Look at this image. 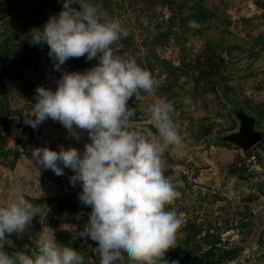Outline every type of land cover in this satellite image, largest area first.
Instances as JSON below:
<instances>
[{"label": "rangeland", "instance_id": "rangeland-1", "mask_svg": "<svg viewBox=\"0 0 264 264\" xmlns=\"http://www.w3.org/2000/svg\"><path fill=\"white\" fill-rule=\"evenodd\" d=\"M89 2L127 29L116 54L135 58L160 82L154 93L128 100L136 110L133 126L158 139L147 108L159 98L173 105L183 146L164 153V174L181 196L166 210L174 209L182 224L164 259L203 264L215 255L221 264H264V0ZM63 3L0 0V205L19 192L42 209L26 233L8 235L13 246L4 250L31 255L40 239L54 236L85 264H99L97 242L80 236L92 209L79 199L81 184L70 183L74 172L60 164L63 175H56L32 158L35 148L58 152L61 145L82 155L87 132L77 140L51 118L36 128L25 123L37 87L55 91L62 72L98 64L69 58L57 71L48 45L30 42L32 31L58 16ZM193 20L197 26L189 27ZM241 111L255 118L261 135L247 151L227 139L238 131Z\"/></svg>", "mask_w": 264, "mask_h": 264}, {"label": "clouds", "instance_id": "clouds-1", "mask_svg": "<svg viewBox=\"0 0 264 264\" xmlns=\"http://www.w3.org/2000/svg\"><path fill=\"white\" fill-rule=\"evenodd\" d=\"M74 3L81 10L71 7ZM196 26L189 21V27ZM128 35L118 20L105 19L89 0H64L59 15L34 29L30 42L48 45L57 71L69 58H96L98 64L83 73L62 72L55 91L37 87L25 123L36 128L51 118L77 140L87 132L90 142L82 155L61 145L58 152L35 148L32 158L56 175H63L60 164L74 172L70 183L81 184L79 199L92 209L80 236L97 242L99 264H168L164 256L176 247L182 219L166 206L181 193L164 174L163 155L180 150L183 140L172 118L173 105L163 98L147 108L158 139L133 126L136 110L128 100H139L142 91L154 93L160 82L135 58L116 54L114 45ZM41 211L19 192L0 205V264H85L83 255L58 244L54 236L40 239L31 255L4 250L5 244L13 246L8 235L26 233Z\"/></svg>", "mask_w": 264, "mask_h": 264}, {"label": "water", "instance_id": "water-1", "mask_svg": "<svg viewBox=\"0 0 264 264\" xmlns=\"http://www.w3.org/2000/svg\"><path fill=\"white\" fill-rule=\"evenodd\" d=\"M78 11L79 6H75ZM240 126L237 132L231 134L227 139L243 151L249 150L261 139L260 133L255 129V118L241 111L238 113Z\"/></svg>", "mask_w": 264, "mask_h": 264}, {"label": "trees", "instance_id": "trees-1", "mask_svg": "<svg viewBox=\"0 0 264 264\" xmlns=\"http://www.w3.org/2000/svg\"><path fill=\"white\" fill-rule=\"evenodd\" d=\"M208 256L207 258L205 257V259L207 260H202L203 264H221L223 262V259L220 257H215V255L214 256L208 255Z\"/></svg>", "mask_w": 264, "mask_h": 264}]
</instances>
